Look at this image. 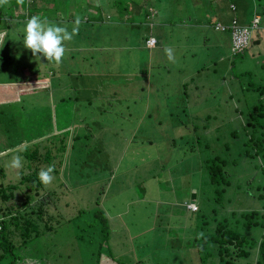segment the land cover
Returning a JSON list of instances; mask_svg holds the SVG:
<instances>
[{
    "label": "rangeland",
    "instance_id": "obj_1",
    "mask_svg": "<svg viewBox=\"0 0 264 264\" xmlns=\"http://www.w3.org/2000/svg\"><path fill=\"white\" fill-rule=\"evenodd\" d=\"M77 1L78 11L84 9L85 0ZM181 3H150L155 11L150 20L113 14L98 22L87 17L88 10L77 39L66 42L61 68L42 56L37 61L31 51L15 53L25 49L13 36L1 43L0 81L7 91L15 90L9 93L15 99L0 103V123H10L18 144L0 130V182L13 183L29 170L24 144L50 146L54 179L42 186L58 184L61 215L51 234L12 249L13 264L22 258H30L28 264H95V259L102 264L100 254L117 264H203L194 250L190 254L200 214L184 202L207 215L215 206L210 190L206 194L200 185L203 161L213 154L237 156L229 169L238 185L224 193L234 202L228 207L263 212L255 197L261 159L239 153L249 134L242 126L246 108L256 101L252 88L264 84V27L258 22L249 38H259V32L260 41L250 40L234 55L229 30L212 27L216 19L227 23L231 15L259 12L261 3L205 0L194 9ZM5 11L18 20L23 15L14 2ZM147 34L156 37L149 48ZM165 48L172 49L173 60ZM74 81L82 87L70 84ZM74 92L77 101L71 99ZM55 144L66 150L59 163ZM14 155L23 158L19 169L9 167ZM6 263L1 257L0 264Z\"/></svg>",
    "mask_w": 264,
    "mask_h": 264
},
{
    "label": "trees",
    "instance_id": "obj_2",
    "mask_svg": "<svg viewBox=\"0 0 264 264\" xmlns=\"http://www.w3.org/2000/svg\"><path fill=\"white\" fill-rule=\"evenodd\" d=\"M165 1L166 0H149L148 2L144 0L145 5L143 6L144 3L142 0H85V8L78 11L75 5V2H78L77 0H24L23 4H18L17 0H9V3H15V6H17V9L23 15L21 19L18 20L11 17L10 12L5 11L7 5L0 7V45L1 43H7L8 40L14 39L13 37H15L17 40L21 41V43H18L22 46L24 26L27 20L33 15H40L42 18L47 17L49 21L60 26H66L69 31H71L73 22L77 16L83 21L88 20L84 16L85 12L88 10L86 14L87 17H92V20L94 19L98 22L103 18H108L109 15L113 16V14H115L118 19L131 20L134 15H141L146 20H150L149 18L153 17L155 14V11L153 12L151 9L152 6H150V3L164 5ZM202 1L205 2V0H182L181 5L184 9H189L191 7L193 9L201 8L203 6L201 4ZM206 1L209 3V1L213 0ZM251 1L253 4L258 2L261 3V9L259 12H256L260 16V26L264 27V0ZM97 4H99V6H97ZM89 6L91 9H89ZM227 8L233 10V3L228 2ZM139 10L141 11L139 12ZM252 12L253 11H248L249 14L242 17L238 15L231 16L235 17L236 21L239 23H248V18ZM16 16H18V14ZM9 17L14 18L13 21H10ZM217 21L220 20L216 19L212 25L214 30L217 29L214 28ZM103 26L104 28H108L107 24L103 23ZM150 36L153 38V44L151 46L156 42V37L152 34L145 35L143 39L147 48L151 47L147 46L145 43ZM73 39H77L76 35ZM250 40L257 42L256 38L251 36L247 39L245 44L234 53L238 54L242 52ZM230 46L229 43V51H233ZM110 50L121 49L111 47ZM28 51L30 50H14L15 53L20 52L23 54H28ZM114 53L117 52L115 51ZM111 62H113V59ZM62 65L63 64L60 65V68ZM106 68H108L107 65ZM241 72L245 71L242 70L240 73ZM40 74L43 75L42 73ZM50 74L53 75V72L51 71ZM37 76L38 75H34V77ZM261 76L264 77L263 74H261ZM56 78L55 76L52 79ZM70 84L74 87H82V84L76 81ZM91 87H94L93 83ZM252 89L257 92L256 101L246 108V115L242 122V126L249 127V134L243 139V149L239 154L246 155L247 158L245 159H252L251 157L257 155L261 159L260 164H258L257 161V165L263 177L261 181L259 180V183L255 184L257 189L255 197L260 201L259 207L263 209V212L257 207L240 209L238 211L228 207L234 202L230 201V197L224 195V193L232 184H234V186L238 185L236 181L232 180L233 177H237L238 175L236 176V173H233L232 170L229 169L231 163L237 162V156L226 159L222 155L213 154L210 155L209 158L204 159L202 166L206 171V175L203 177L202 182H200V185H202L201 190L206 194L208 193V189L210 190L212 193V202H214L215 206L212 207L209 215H207L200 212L198 206L192 209L187 205V201L184 202L186 209H189L191 212H196L195 214H198V212L200 214L199 222L195 223V234L192 239L193 246L191 247L193 249H191L190 254L193 252L192 250H194L197 261L203 264H264V84H258ZM14 92L15 90L12 92L9 91V93ZM96 93L97 91L94 89V95ZM77 95L78 94L74 92L71 99L77 101ZM5 101L0 103H9V100ZM9 124V122L0 123V126L5 125V127L0 130H5L6 133H8L9 138H11L10 141H13L12 139L16 141V137H13L16 132L14 134V131L9 130ZM6 133L4 134L5 137L7 136ZM14 143L18 144V142ZM30 144L29 147L24 144V149L21 153L26 160L25 166L29 170L19 175L20 177L13 183L8 182L4 184L0 182V258L5 257L7 261L6 264H13L12 259L15 257L12 252L13 248L24 247L28 240L51 234L53 227L57 226L60 222V207L58 206V197L55 191V187H57L58 184L45 188L38 179L40 170L51 165V156L49 155L51 152L50 146H44L43 144L38 145L36 141ZM39 147L44 148L42 152H40ZM55 150V155L59 156V163L62 161V155H66V150L65 147H61L60 144H55ZM225 152L226 151L223 153L225 154ZM63 164L65 168V159ZM253 165L256 167V162H253ZM1 169L0 167V174L3 173ZM13 191L18 192L14 193ZM13 197L15 199H13ZM9 198H11V200L7 202ZM222 202L226 208L221 206ZM98 211L102 212V209ZM104 222L106 224V221ZM256 230L257 232H255ZM98 255L99 252L97 251L95 257L98 258ZM188 256L190 258V255ZM99 258L98 263L101 262L102 264H110L108 258L112 260L109 256L104 254H100ZM30 260V258H22L19 264H28ZM95 264H97V259H95ZM115 264H117V262Z\"/></svg>",
    "mask_w": 264,
    "mask_h": 264
},
{
    "label": "clouds",
    "instance_id": "obj_3",
    "mask_svg": "<svg viewBox=\"0 0 264 264\" xmlns=\"http://www.w3.org/2000/svg\"><path fill=\"white\" fill-rule=\"evenodd\" d=\"M8 3L9 0H0V7L6 6ZM17 3L23 4L24 0H17ZM97 6H99V4H97ZM253 15L258 16L259 22L260 16L256 12L251 13L248 21L250 22V19L253 17ZM232 17L233 16H231V18ZM81 22V18L77 16L73 22V27L71 28V31H69L68 27L57 25L54 22L49 21L47 17L42 18L40 15H33L27 20L23 29V47L25 49L30 50L32 56L37 61H39L42 56L48 61V63L60 65L66 53V42H70L73 37L78 34L79 25L81 24ZM249 22L237 23L241 25H248ZM251 29L249 31L248 38L251 34ZM148 39L153 40L151 36L148 37ZM147 40L145 41L146 45L151 46L153 44V41L148 44ZM230 52L231 55L235 54L233 51ZM165 53L167 54L170 61L174 59L172 49L165 48ZM22 166L23 158L19 155H14L9 162V167L12 169H19ZM54 171L55 168L53 165H49L47 168L41 169L38 173L39 181L44 186L50 185L54 179ZM188 204L190 203H187V205Z\"/></svg>",
    "mask_w": 264,
    "mask_h": 264
},
{
    "label": "built area",
    "instance_id": "obj_4",
    "mask_svg": "<svg viewBox=\"0 0 264 264\" xmlns=\"http://www.w3.org/2000/svg\"><path fill=\"white\" fill-rule=\"evenodd\" d=\"M258 22V16L253 15V17L250 19V22L248 25H241L238 24L236 19L232 17L229 22L223 23L220 21H217L214 25V28L216 29H228L230 32V48L233 50V52L237 51L239 48H241L242 45L245 44V42L248 39L249 31L251 28L255 27ZM153 40L148 39L147 43H151ZM190 208H195V204H188Z\"/></svg>",
    "mask_w": 264,
    "mask_h": 264
},
{
    "label": "crops",
    "instance_id": "obj_5",
    "mask_svg": "<svg viewBox=\"0 0 264 264\" xmlns=\"http://www.w3.org/2000/svg\"><path fill=\"white\" fill-rule=\"evenodd\" d=\"M254 12V11H253ZM256 12V11H255ZM257 13V12H256ZM250 18V17H249ZM248 18V19H249ZM260 28L259 29H262V26H259ZM263 31H264V29H263ZM258 36H259V38H256V41L258 42V41H260V39H261V36L259 35V32H258ZM261 41H264V34L262 35V39H261ZM263 53H264V51H263ZM261 61V60H260ZM262 64L261 65H263V63H264V56H262ZM14 81V80H13ZM2 82L3 81H0V84H2ZM9 83H13V82H9ZM1 86V89L2 90H0V102H2V101H5V100H9V102L10 101H12V100H14L15 98L14 97H12L11 95H9V91H7L6 89H5V86H4V84H2V85H0ZM15 86V85H14ZM16 88H18L17 86H15ZM3 90H4V93H3ZM3 94H5V95H3ZM108 261H111V262H113L114 264L116 263V262H114V261H112V260H110L109 258H108ZM113 263H110V264H113ZM108 264V263H107Z\"/></svg>",
    "mask_w": 264,
    "mask_h": 264
}]
</instances>
